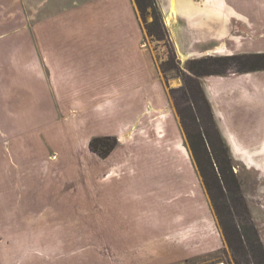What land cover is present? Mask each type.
<instances>
[{
    "label": "crops",
    "instance_id": "obj_1",
    "mask_svg": "<svg viewBox=\"0 0 264 264\" xmlns=\"http://www.w3.org/2000/svg\"><path fill=\"white\" fill-rule=\"evenodd\" d=\"M156 1L180 61L230 55V40L264 54V0ZM145 38L134 0H0V264H184L225 249ZM256 74L244 88L264 126ZM97 137L117 140L106 157Z\"/></svg>",
    "mask_w": 264,
    "mask_h": 264
},
{
    "label": "rangeland",
    "instance_id": "obj_2",
    "mask_svg": "<svg viewBox=\"0 0 264 264\" xmlns=\"http://www.w3.org/2000/svg\"><path fill=\"white\" fill-rule=\"evenodd\" d=\"M138 14L170 108L179 120L225 242V249L213 257L184 264H264V126L251 123L256 117L249 110L258 98L244 88L253 78L250 74L256 72L255 82L264 84V69L251 71L255 65H263L246 58L240 64L237 60L222 61L242 56L233 40L227 46L230 55L216 49L180 61L168 39L157 41L148 35L144 25L153 21L150 10L143 20ZM217 59L221 64H210ZM191 60L195 61L189 64ZM225 78L231 79L237 92L228 91L230 83ZM211 89L213 103L208 93ZM199 133L213 143L215 153L207 148L209 156L213 152L210 160L197 144ZM252 134L255 139H250Z\"/></svg>",
    "mask_w": 264,
    "mask_h": 264
},
{
    "label": "trees",
    "instance_id": "obj_3",
    "mask_svg": "<svg viewBox=\"0 0 264 264\" xmlns=\"http://www.w3.org/2000/svg\"><path fill=\"white\" fill-rule=\"evenodd\" d=\"M134 2H135V5H136L141 17H142V20L144 19L148 9L151 12V15L153 17V21L149 24L144 25L148 35L150 37L156 38L157 41H164L165 39H168V41H169V36H168V33L165 29L163 19H162V14L159 10L157 1L156 0H134ZM169 43L171 44L170 41H169ZM171 46H172V51H173L174 56L177 57V55L175 53L174 46L172 44H171ZM245 58L246 59H252L257 63L261 62V64L263 65V66L255 65L252 67L253 69H251V71H257L260 69H264V54H254V55L245 56V57L243 55L241 57L240 56H231L228 59H222V61H224V60H237L238 64H240L242 59L246 60ZM193 61H195V60H191L189 62V64H191ZM204 62H207V61H205V60L201 61V63H204ZM220 62H221V60L217 59V60H214L213 62L210 61V64L216 63L218 66L219 64H221ZM208 108H209V114L211 116V114H212L211 109L209 106H208ZM197 138H198L197 144L204 150L205 154H207L206 155L207 159L210 160V156H212V154L215 150L213 143L211 141H209V139L206 137V135L204 133L197 134ZM116 143H117V140L115 138L97 137V138H93L90 141L89 148L92 152L98 154L100 157H106L113 150ZM192 144H193V142H192ZM207 148L208 149L210 148L213 151V152L210 151L211 152L210 156H209V153L207 151ZM193 150H194V152H196L194 144H193ZM213 161L216 162L215 158L213 159Z\"/></svg>",
    "mask_w": 264,
    "mask_h": 264
},
{
    "label": "bare ground",
    "instance_id": "obj_4",
    "mask_svg": "<svg viewBox=\"0 0 264 264\" xmlns=\"http://www.w3.org/2000/svg\"><path fill=\"white\" fill-rule=\"evenodd\" d=\"M172 13H173V12H172ZM169 15H170V14H169ZM171 19H172V18H171ZM165 20H166V19H165ZM214 51H218V50L215 49ZM214 51H213V52H214ZM182 59H183V60H187L184 56L182 57Z\"/></svg>",
    "mask_w": 264,
    "mask_h": 264
},
{
    "label": "built area",
    "instance_id": "obj_5",
    "mask_svg": "<svg viewBox=\"0 0 264 264\" xmlns=\"http://www.w3.org/2000/svg\"><path fill=\"white\" fill-rule=\"evenodd\" d=\"M213 264H221V263H213Z\"/></svg>",
    "mask_w": 264,
    "mask_h": 264
}]
</instances>
